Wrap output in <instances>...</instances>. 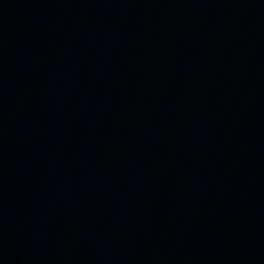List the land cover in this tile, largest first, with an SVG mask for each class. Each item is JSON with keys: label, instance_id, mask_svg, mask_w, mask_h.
Instances as JSON below:
<instances>
[{"label": "water", "instance_id": "95a60500", "mask_svg": "<svg viewBox=\"0 0 264 264\" xmlns=\"http://www.w3.org/2000/svg\"><path fill=\"white\" fill-rule=\"evenodd\" d=\"M0 264H264V0H0Z\"/></svg>", "mask_w": 264, "mask_h": 264}]
</instances>
